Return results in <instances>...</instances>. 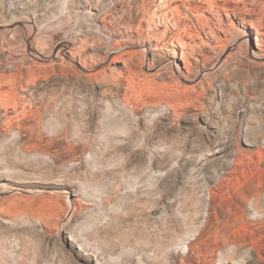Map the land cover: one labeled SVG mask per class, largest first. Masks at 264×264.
Listing matches in <instances>:
<instances>
[{"label":"rangeland","instance_id":"374dc122","mask_svg":"<svg viewBox=\"0 0 264 264\" xmlns=\"http://www.w3.org/2000/svg\"><path fill=\"white\" fill-rule=\"evenodd\" d=\"M0 264H264V0H0Z\"/></svg>","mask_w":264,"mask_h":264},{"label":"bare ground","instance_id":"6f19581e","mask_svg":"<svg viewBox=\"0 0 264 264\" xmlns=\"http://www.w3.org/2000/svg\"><path fill=\"white\" fill-rule=\"evenodd\" d=\"M245 42L248 46H249V41H250V38H249V36H248V34H246L245 32H243L242 33V35L241 36H239L237 39H236V41L234 42V44L235 43H237V42ZM257 56V55H256ZM171 64H172V66L174 67V72L176 73V75H178V77H182V75H181V71H180V67L178 66V65H176V63L174 62V61H172L171 62Z\"/></svg>","mask_w":264,"mask_h":264}]
</instances>
